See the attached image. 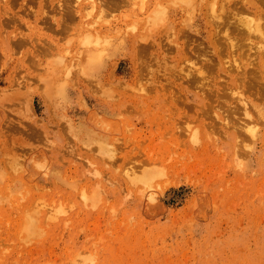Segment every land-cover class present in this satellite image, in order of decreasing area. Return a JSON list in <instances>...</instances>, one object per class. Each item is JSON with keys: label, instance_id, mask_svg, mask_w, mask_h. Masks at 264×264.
Listing matches in <instances>:
<instances>
[{"label": "rangeland", "instance_id": "obj_1", "mask_svg": "<svg viewBox=\"0 0 264 264\" xmlns=\"http://www.w3.org/2000/svg\"><path fill=\"white\" fill-rule=\"evenodd\" d=\"M124 1L2 17L0 264H264V0Z\"/></svg>", "mask_w": 264, "mask_h": 264}, {"label": "bare ground", "instance_id": "obj_2", "mask_svg": "<svg viewBox=\"0 0 264 264\" xmlns=\"http://www.w3.org/2000/svg\"><path fill=\"white\" fill-rule=\"evenodd\" d=\"M10 1V0H9ZM14 0H12V1H10V2H12V4L11 3H8V1L6 2H4V3H0V25H7V24H3V20H2V17L3 16H6L7 15V17L8 18H11V19H13L12 21H10L12 24H11V30L9 31V33H12V32H16L18 29H20L21 27H28L29 28V24H30V22L29 21H27V19H23V20H21L20 18H22V17H20V15L21 14H24V17H31V16H33L34 17V19H35V23H37L38 21L37 20H39V22H41V23H48V21L51 23V24H54V25H56V27L58 26V25H60V23H58V25L56 24L57 22H58V20L59 19H57V18H55V16L56 15H58V16H61L62 17V20L64 21V19L66 18H71L72 16L74 17L75 16V14H77V13H79V12H81V10L83 9V7H89V8H91V9H93V8H97V14H96V16H98L99 18H102L103 16H105V15H109L110 13H111V11L112 10H114V9H117L118 7H121L122 5L121 4H123V3H125V1L124 0H29V2H30V5L28 6V8H26V4H23L22 2H24L25 0H22L21 2H16V1H18V0H15L14 2H15V4L16 3H19V4H17L18 5V8L21 10H23L24 9V11H21V12H17V11H15V10H13L12 8V6H15L14 5V2H13ZM43 1H45L44 3H43ZM85 1H88V3H87V6L84 4V2ZM98 3H97V2ZM261 1V0H260ZM0 2H1V0H0ZM74 2H76V5H73L74 4ZM26 3V2H25ZM156 3V2H155ZM154 3V7H156L155 5H158V6H161V4H159V2H157L156 4ZM188 3V2H187ZM9 4L11 5V6H9ZM54 4V5H53ZM187 5H189V3L187 4ZM188 7V6H187ZM153 8V7H152ZM151 8V9H152ZM165 9H166V7L164 6L163 7V9H161V10H158V7H156V8H154L151 12L152 13H154V14H156L155 16H153V17H151V16H149L147 19H152V18H155V17H157L158 16V14H162L163 12H165ZM19 10V11H20ZM159 12H161V13H159ZM189 12V11H188ZM10 13V14H9ZM9 14V15H8ZM163 15V14H162ZM167 15V14H166ZM6 17V18H7ZM14 19H15V21H17L18 22V19H19V21H20V23L18 24V25H14ZM67 19V20H68ZM37 21V22H36ZM247 21L248 22H250V20H248L247 18H245V22L247 23ZM9 22V23H10ZM16 22V23H17ZM60 22H62V21H60ZM20 24H23L24 26H20ZM248 24V23H247ZM257 24V23H256ZM63 25V23L61 24V26ZM259 25V24H258ZM8 27H9V25H7ZM256 26L257 25H255V28H256ZM252 27V26H251ZM259 27V26H258ZM254 28V29H255ZM237 29V28H236ZM236 29H235V31H236ZM258 29V28H257ZM256 29V30H257ZM238 30L240 31V29L238 28ZM237 30V31H238ZM5 31V30H4ZM238 31V32H239ZM6 32V31H5ZM235 33V34H239V33ZM245 32H247V31H245ZM240 33L242 34V31H240ZM260 33V35H262L261 34V32H259ZM240 35V34H239ZM238 35V37H240ZM236 36V35H235ZM243 36H245L244 34H243ZM242 37V36H241ZM261 38V37H260ZM240 40H241V38H239ZM231 46H232V44H231ZM238 46V45H237ZM237 46L236 45H233L232 47H234L235 49L237 48ZM256 54H257V57L259 58V60L257 61V69H258V71H259V73H260V77H261V79H262V82H263V85H264V60H263V56L261 55L263 52H262V49H260L259 47H257L256 49ZM220 54V53H219ZM218 54V55H219ZM221 55V54H220ZM263 55H264V53H263ZM209 61H211V59L209 60L208 59V62H207V64L209 63ZM247 61V60H246ZM215 61H213V59H212V62H210V63H214ZM233 63H234V67L237 69V67H236V61L234 60L233 61ZM209 65H211V64H209ZM215 65H216V62L214 63V64H212L211 65V67L213 68V69H215ZM214 66V67H213ZM245 64H243V68H242V71H245ZM203 67H204V65H203ZM211 67H209L208 66V68H210L209 69V71L211 70ZM234 69V68H233ZM212 71V70H211ZM195 72H200L199 70H196ZM213 72V71H212ZM224 72H225V70H224ZM232 72V71H231ZM245 73V72H244ZM257 73V72H256ZM256 73H255V77H258V76H256ZM210 74H211V72H210ZM258 74V73H257ZM225 76H227V80H228V82H230L232 85H235V84H237V77H235V76H231V75H229L228 74V72H226V74H225ZM254 75H252V77L251 78H255V77H253ZM258 79V78H257ZM255 81H257L256 79H255ZM259 81L260 80H258V85H259ZM249 83H252V82H249ZM252 84H255L256 85V82L255 83H252ZM251 85V84H250ZM262 85V86H263ZM259 87V86H258ZM260 88V87H259ZM259 88H258V90H257V92L258 91H260L259 90ZM247 90L249 89V87L248 88H246ZM255 88H253L252 87V91L254 90ZM250 90V89H249ZM256 90H255V92H256ZM262 90V92H264V90H263V88L261 89ZM262 92H261V94H262ZM264 94V93H263Z\"/></svg>", "mask_w": 264, "mask_h": 264}]
</instances>
